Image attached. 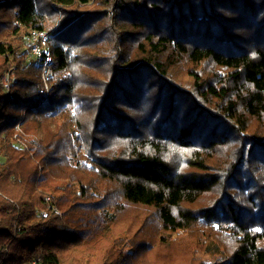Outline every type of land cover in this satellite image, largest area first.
I'll return each mask as SVG.
<instances>
[{"label":"trees","instance_id":"trees-1","mask_svg":"<svg viewBox=\"0 0 264 264\" xmlns=\"http://www.w3.org/2000/svg\"><path fill=\"white\" fill-rule=\"evenodd\" d=\"M117 200L264 264V0H0V264H95Z\"/></svg>","mask_w":264,"mask_h":264},{"label":"rangeland","instance_id":"rangeland-1","mask_svg":"<svg viewBox=\"0 0 264 264\" xmlns=\"http://www.w3.org/2000/svg\"><path fill=\"white\" fill-rule=\"evenodd\" d=\"M30 59H33L31 53ZM52 77L53 73L49 79L51 80ZM2 81L5 85L8 79L4 78ZM48 83L50 89V84H52V82L50 81ZM4 88L10 90L11 85L5 86ZM41 126L44 129L48 128L46 124ZM16 132L18 133L16 135L18 140L20 136H24L20 134L19 126L16 127ZM38 133L42 135L41 132ZM107 186L108 184H105V187ZM111 190H114V188ZM90 196L94 197L93 194H90ZM95 199V197L93 199L87 198L79 202L80 204H86ZM113 201L115 200L110 199L111 204H113ZM118 205L128 206L117 211V214L113 213L115 218L111 220L105 231V233L108 232V235L99 234L95 242L90 245L92 248L87 250H97L99 253V257L96 259L95 264H100L102 262L101 260L107 257L109 264L211 263L210 261H212L214 256L211 255L205 247L197 243V239L200 238L201 235V230L198 231L196 236L188 230L178 232L166 231L161 229V225L153 210L126 204L123 200H117L116 206L118 207ZM110 211L111 210L106 213L103 212L102 215L98 214L99 219L106 218L110 220ZM203 231L210 236V240L214 243L220 242L221 239L223 240L220 235L209 234L207 229H203ZM122 256L125 257L122 258Z\"/></svg>","mask_w":264,"mask_h":264},{"label":"built area","instance_id":"built-area-1","mask_svg":"<svg viewBox=\"0 0 264 264\" xmlns=\"http://www.w3.org/2000/svg\"><path fill=\"white\" fill-rule=\"evenodd\" d=\"M46 34L43 31H33L32 34L28 38V42L31 44L30 53L33 56L34 61L38 65L40 69V76L43 83L44 90L46 88V91L49 90V83L50 77L53 73L51 68V53L47 46L46 42ZM4 78L8 79V82L2 84L5 86L11 85L15 82L14 78H10L9 75H5Z\"/></svg>","mask_w":264,"mask_h":264}]
</instances>
